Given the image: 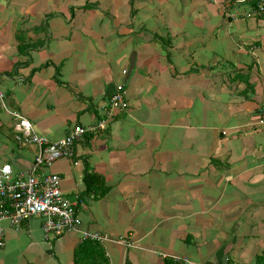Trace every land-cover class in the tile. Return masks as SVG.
Segmentation results:
<instances>
[{"label":"crops","instance_id":"1","mask_svg":"<svg viewBox=\"0 0 264 264\" xmlns=\"http://www.w3.org/2000/svg\"><path fill=\"white\" fill-rule=\"evenodd\" d=\"M254 6L0 0V168L26 170L37 152L16 141L14 112L49 140L94 127L44 169L75 203V228L3 221L0 264H264V11Z\"/></svg>","mask_w":264,"mask_h":264},{"label":"built area","instance_id":"2","mask_svg":"<svg viewBox=\"0 0 264 264\" xmlns=\"http://www.w3.org/2000/svg\"><path fill=\"white\" fill-rule=\"evenodd\" d=\"M257 10L264 11L262 0L258 1ZM2 97L3 92L0 89V100ZM111 100L112 105L121 103V94L115 93ZM13 115L17 119L15 128L21 132L16 134V141L20 145H35L37 152L31 166L26 170L13 173L8 164L0 168V247L4 244L3 221H8L17 227L23 220L41 216L44 220L42 224L44 233L56 235L74 229L78 223L75 203L65 197L60 176L46 172L44 169L50 167L59 158L72 156L73 140L83 132L84 128L75 125L63 138L49 140L46 136L38 134L26 118L15 112ZM99 126L102 127L103 123ZM93 236L102 238L99 234ZM103 239L119 242L104 236Z\"/></svg>","mask_w":264,"mask_h":264},{"label":"trees","instance_id":"3","mask_svg":"<svg viewBox=\"0 0 264 264\" xmlns=\"http://www.w3.org/2000/svg\"><path fill=\"white\" fill-rule=\"evenodd\" d=\"M253 3H254V5H256V6H254V7H256V9H257V3H258V1H260V0H251ZM250 1V2H251ZM115 94V93H114ZM113 94V95H114ZM113 95H111L110 96V99H112V96ZM111 103H112V100H111ZM113 104V103H112ZM79 125V124H78ZM84 128V127H83ZM94 129V127H90V126H88L87 128H84V130H83V132L82 133H80L73 141V154H72V156L71 157H73L74 155H75V151H74V146H75V144H76V142L78 141V140H80L81 138H82V136H83V134H85V132L86 131H92Z\"/></svg>","mask_w":264,"mask_h":264},{"label":"rangeland","instance_id":"4","mask_svg":"<svg viewBox=\"0 0 264 264\" xmlns=\"http://www.w3.org/2000/svg\"><path fill=\"white\" fill-rule=\"evenodd\" d=\"M66 197V196H65Z\"/></svg>","mask_w":264,"mask_h":264}]
</instances>
